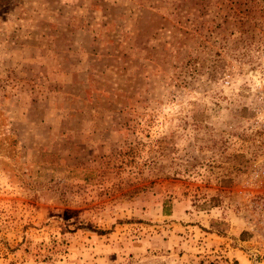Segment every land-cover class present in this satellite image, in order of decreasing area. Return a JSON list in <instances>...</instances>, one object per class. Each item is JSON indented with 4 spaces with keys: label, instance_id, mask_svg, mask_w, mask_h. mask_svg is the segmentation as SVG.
Wrapping results in <instances>:
<instances>
[{
    "label": "rangeland",
    "instance_id": "1",
    "mask_svg": "<svg viewBox=\"0 0 264 264\" xmlns=\"http://www.w3.org/2000/svg\"><path fill=\"white\" fill-rule=\"evenodd\" d=\"M0 264H264V0H0Z\"/></svg>",
    "mask_w": 264,
    "mask_h": 264
}]
</instances>
